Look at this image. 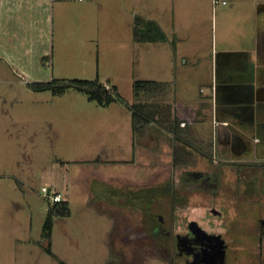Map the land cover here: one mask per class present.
I'll return each mask as SVG.
<instances>
[{
	"label": "rangeland",
	"instance_id": "1",
	"mask_svg": "<svg viewBox=\"0 0 264 264\" xmlns=\"http://www.w3.org/2000/svg\"><path fill=\"white\" fill-rule=\"evenodd\" d=\"M64 1L61 11L57 4L48 7L50 21L41 16L30 28L13 16L17 8L8 14L4 3L0 7V239L10 240L3 246L0 241V260L14 254L12 235L30 219L38 237L53 205L42 192L46 187L61 193L70 207L66 218L55 217L56 252L68 264L112 261L114 248L108 244L118 235L112 229L125 210L119 207L118 186L104 173L126 170L118 181L131 184L136 173L145 180L154 172L118 162L133 153L127 148L132 136L127 106L151 101L149 94L134 91L138 77L151 78L150 56L131 38L135 0ZM34 76L48 83L97 81L116 88L119 98L103 107L73 86L58 95L34 91ZM108 209L119 212L110 216ZM161 259L146 264H165Z\"/></svg>",
	"mask_w": 264,
	"mask_h": 264
},
{
	"label": "crops",
	"instance_id": "2",
	"mask_svg": "<svg viewBox=\"0 0 264 264\" xmlns=\"http://www.w3.org/2000/svg\"><path fill=\"white\" fill-rule=\"evenodd\" d=\"M57 1L0 0V7L4 3L8 14L17 8L13 16L30 28L33 22L39 23L41 16L50 21L49 6L57 4L61 11L65 1ZM70 1L81 4L89 0ZM215 1L135 0L131 38L141 45L143 54L150 56L151 71L149 80L139 79L140 76L136 81L155 83L149 96L158 120L153 119L148 126L152 138L142 141L133 131L131 116L128 124L132 136L127 148L133 153L118 161L126 167L171 170L176 149L209 161L240 166L264 164V0ZM138 22L154 23L163 39L136 41ZM162 62H166V69ZM30 80L32 84L48 83L35 76ZM170 126L176 127L179 137L168 130ZM104 176L109 177L107 173ZM44 223L45 219L38 237L32 235V219L22 231L15 232V252H9L0 262L68 264L56 252L53 232L50 245L45 240ZM64 235L68 237L65 232ZM113 235L109 236V243ZM114 236L108 247L119 244L120 236ZM70 241L73 243L74 239ZM9 242L2 240L1 244ZM48 246L53 256L48 254Z\"/></svg>",
	"mask_w": 264,
	"mask_h": 264
},
{
	"label": "flooded vegetation",
	"instance_id": "3",
	"mask_svg": "<svg viewBox=\"0 0 264 264\" xmlns=\"http://www.w3.org/2000/svg\"><path fill=\"white\" fill-rule=\"evenodd\" d=\"M151 138L148 132L141 140ZM183 154L186 159L182 164L174 160L171 170L150 168L154 172L145 180L136 173L134 185L119 183L126 170L107 173V181L121 192L119 207L125 210L112 229L120 239L110 260L146 264L160 257L158 263L165 264H264V164L240 166ZM108 212L112 216L119 211Z\"/></svg>",
	"mask_w": 264,
	"mask_h": 264
},
{
	"label": "trees",
	"instance_id": "4",
	"mask_svg": "<svg viewBox=\"0 0 264 264\" xmlns=\"http://www.w3.org/2000/svg\"><path fill=\"white\" fill-rule=\"evenodd\" d=\"M134 38L138 42H152L160 41L163 39V34L160 29L151 22L144 23L138 22L136 29L134 31ZM59 83L58 86L55 84ZM34 91H51L54 95L64 93L66 87L73 86L77 89H80L87 93L88 98L91 101H95L100 106L108 107L115 103L119 98L117 95L116 88H107L106 86L101 85L100 83L92 81H81L74 80L66 83L65 81H53L52 83H36L30 85ZM155 83L151 81H136L134 83V91L137 95L150 94ZM132 111V127L133 131L139 137H144L148 134V126L151 124V121L158 119L155 116L156 107L150 102H139L134 103L129 106ZM154 114V115H153ZM168 130L172 131L176 135V138L179 137V133L175 126L168 127ZM181 150H175V162L179 161V164H182V159H186L185 154ZM188 160H186L187 162ZM178 164V163H177ZM50 201V200H49ZM70 215L69 202L62 201L52 205V208L48 210L47 218L44 223V237L48 245L51 243L52 232L54 227L55 217L66 218ZM48 254L53 256L50 246L47 248ZM65 264V263H62ZM108 264H115V262H109Z\"/></svg>",
	"mask_w": 264,
	"mask_h": 264
},
{
	"label": "built area",
	"instance_id": "5",
	"mask_svg": "<svg viewBox=\"0 0 264 264\" xmlns=\"http://www.w3.org/2000/svg\"><path fill=\"white\" fill-rule=\"evenodd\" d=\"M82 1V0H79ZM215 3L217 4L218 1L216 0ZM42 192L45 193V197H47L52 204L59 203L63 201V196L61 193L52 192L50 189L43 187Z\"/></svg>",
	"mask_w": 264,
	"mask_h": 264
}]
</instances>
